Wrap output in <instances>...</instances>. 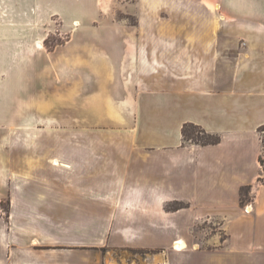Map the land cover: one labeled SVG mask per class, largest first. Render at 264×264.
Masks as SVG:
<instances>
[{
  "label": "crops",
  "instance_id": "obj_1",
  "mask_svg": "<svg viewBox=\"0 0 264 264\" xmlns=\"http://www.w3.org/2000/svg\"><path fill=\"white\" fill-rule=\"evenodd\" d=\"M121 1L30 0L37 20L79 27L80 46L52 75L32 73L37 112L22 129L48 135L34 153L44 141L62 156L25 166L17 151L16 181L0 166L3 237L44 234L3 239L0 264H114L92 258L103 249L145 251L141 264H264V0H127L136 23H104L96 11ZM96 25L111 27L82 34ZM186 125L219 142H188ZM55 219L70 228L56 235Z\"/></svg>",
  "mask_w": 264,
  "mask_h": 264
},
{
  "label": "rangeland",
  "instance_id": "obj_2",
  "mask_svg": "<svg viewBox=\"0 0 264 264\" xmlns=\"http://www.w3.org/2000/svg\"><path fill=\"white\" fill-rule=\"evenodd\" d=\"M128 5L127 0H122L121 2L109 3L107 9L105 8L96 12H98L99 17L106 24L121 22L124 19H128L131 24H134L137 21V17L128 14ZM36 18V11H32L30 0H0V166L2 165L4 171L7 167L6 164L11 162L13 170L12 177L15 181L20 179L19 177L17 179L15 175L17 151H20L19 155L21 157L19 159L20 161L18 160L19 165L21 163V165L25 166L28 162H32L36 158L37 161H40L41 166L44 165L43 167H46L48 159L52 156H62V145L60 147V143L58 145H49L50 142H48L42 145L44 141H39L42 149L36 151L35 153L37 155H35V150L32 151L31 149L33 142L39 139H48V135L38 132L37 129H31L29 131L22 129L24 123L21 122V119L31 117L37 112L36 104H34L32 98V86L34 82L32 73H36L39 69L40 73L46 75L49 73L52 75L54 72L52 70L55 66L54 64L66 56L64 54L65 49H79L80 46V42L78 41L80 33L76 36L77 42L74 44L70 42L74 30L79 27H65L61 20H50L48 17H44L40 21ZM48 21L51 24H39L41 22L47 23ZM109 27L111 25L82 26L81 32L83 31L82 34L102 35L105 34L104 28ZM86 44L92 45L93 48L95 46V43L92 42H87ZM71 45L73 46L71 47ZM33 48H35V51L38 50L33 57L32 55L23 56L22 52L24 49L28 51ZM55 51H58V53L53 54ZM41 128L49 129L47 126H43V124H41ZM189 131L192 134V142L197 139L207 140L198 130L191 128ZM262 136L264 141V131ZM191 141L188 140V142ZM58 170L62 171V168ZM24 172H28L26 173L28 174L27 178L31 177L30 170ZM40 179L43 180V178ZM244 195L246 196L248 194L245 193ZM0 209V221L2 223L0 224V242L5 241L6 238L7 242H22L25 238L30 240L32 235H37L41 240L44 239L43 232L39 231L40 229L37 226L33 227L34 230L30 229V233H23L20 230L21 232H17L18 234L11 232L12 234L4 238V230L10 231L9 226L7 227L11 222V202L9 198L0 202ZM53 222L56 224V235H58V232L70 228L68 227L70 222H64L63 219H55ZM45 253L47 254V252H43V254ZM59 253L61 252L56 251V255H59ZM100 253L93 254L92 258L95 260L99 257L105 261L108 259L114 264H118V261L120 264H141L147 252L103 249ZM50 254L52 255L50 252L44 256L41 254L36 255L35 253L34 256L42 258L52 257Z\"/></svg>",
  "mask_w": 264,
  "mask_h": 264
},
{
  "label": "trees",
  "instance_id": "obj_3",
  "mask_svg": "<svg viewBox=\"0 0 264 264\" xmlns=\"http://www.w3.org/2000/svg\"><path fill=\"white\" fill-rule=\"evenodd\" d=\"M196 129L198 130L201 134H203L207 140H201V139H197V140H193V142H195L196 144H200V145H214L217 144L219 142V137H215L212 135L207 134L205 131H203L202 129H200L199 127L193 126V125H186L183 131L184 137L186 140L191 141L192 138V134L190 133V129ZM262 165L264 166V161H262Z\"/></svg>",
  "mask_w": 264,
  "mask_h": 264
},
{
  "label": "built area",
  "instance_id": "obj_4",
  "mask_svg": "<svg viewBox=\"0 0 264 264\" xmlns=\"http://www.w3.org/2000/svg\"><path fill=\"white\" fill-rule=\"evenodd\" d=\"M176 249V248H175Z\"/></svg>",
  "mask_w": 264,
  "mask_h": 264
}]
</instances>
